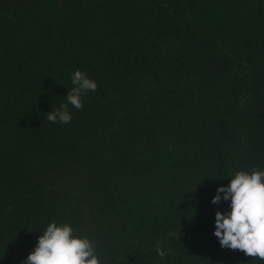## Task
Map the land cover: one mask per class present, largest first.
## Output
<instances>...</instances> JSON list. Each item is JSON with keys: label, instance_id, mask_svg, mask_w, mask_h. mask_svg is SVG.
Instances as JSON below:
<instances>
[{"label": "trees", "instance_id": "trees-1", "mask_svg": "<svg viewBox=\"0 0 264 264\" xmlns=\"http://www.w3.org/2000/svg\"><path fill=\"white\" fill-rule=\"evenodd\" d=\"M76 69L97 89L48 121ZM252 167L264 0H0V264L51 221L100 264H264L213 235L217 187Z\"/></svg>", "mask_w": 264, "mask_h": 264}, {"label": "clouds", "instance_id": "clouds-1", "mask_svg": "<svg viewBox=\"0 0 264 264\" xmlns=\"http://www.w3.org/2000/svg\"><path fill=\"white\" fill-rule=\"evenodd\" d=\"M71 88L66 101L47 113V120L67 124L72 119L68 108L83 107L82 97L97 89V82L87 73L76 69L71 73ZM228 184H221L212 203L227 201L226 210L215 213V235L222 248L243 251L245 256L264 260V168L239 169L227 174ZM37 243L22 264H100L95 241L74 233L68 222L51 221L41 230ZM157 255L163 258L159 246Z\"/></svg>", "mask_w": 264, "mask_h": 264}]
</instances>
